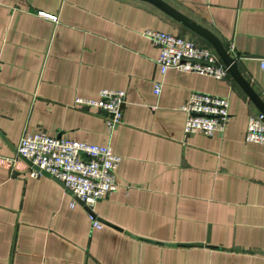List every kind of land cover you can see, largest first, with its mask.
<instances>
[{
    "label": "crops",
    "instance_id": "crops-1",
    "mask_svg": "<svg viewBox=\"0 0 264 264\" xmlns=\"http://www.w3.org/2000/svg\"><path fill=\"white\" fill-rule=\"evenodd\" d=\"M163 1L238 53L264 101V0ZM146 31L213 50L137 0H0V264H264V148L245 141L258 110L229 74L162 76ZM101 89L125 92L112 131L105 112L72 107ZM194 92L228 100L223 132L183 133ZM39 131L109 146L117 190L88 211L55 179L30 177L16 146Z\"/></svg>",
    "mask_w": 264,
    "mask_h": 264
},
{
    "label": "built area",
    "instance_id": "built-area-1",
    "mask_svg": "<svg viewBox=\"0 0 264 264\" xmlns=\"http://www.w3.org/2000/svg\"><path fill=\"white\" fill-rule=\"evenodd\" d=\"M41 16L56 21L55 16L42 14ZM144 37L159 50L156 65L162 76L169 69L216 80H223L228 76L224 65L211 49L163 32L146 31ZM260 69L264 71V60L260 62ZM161 85L158 81L154 83V95L160 94ZM124 101V91L101 89L94 99L76 98L72 107L105 112L107 129L112 131L122 121ZM228 108L226 98L191 93L186 103L180 107V111L185 114L183 133L186 136L200 134L211 137L217 132H223L229 119ZM245 141L259 144L264 148L262 114L248 118ZM16 154L28 163L30 177L48 174L60 182L88 211L92 210L97 201L117 190L115 170L120 157L113 154L109 146L50 137L39 131L22 135L16 146ZM90 220L93 228L103 227L92 215Z\"/></svg>",
    "mask_w": 264,
    "mask_h": 264
},
{
    "label": "water",
    "instance_id": "water-1",
    "mask_svg": "<svg viewBox=\"0 0 264 264\" xmlns=\"http://www.w3.org/2000/svg\"><path fill=\"white\" fill-rule=\"evenodd\" d=\"M137 1L145 2L152 5L153 7L157 8L158 10L166 14L168 17L180 23L183 27L187 28L195 35L205 40L215 51L219 60L227 70L229 76L234 80V82L238 85V87L242 90V92L246 95V97L258 110V112L264 116V101H262V99L257 95V93L253 90V88L245 80V78L240 74L237 68V63L234 57L238 58L239 57L238 53H235L233 57L231 51H229L213 33L205 29L204 27L200 26L193 20L189 19L185 15L181 14L180 12L172 8L170 5H168L165 1L163 0H137ZM42 175L45 177H50L46 173H42Z\"/></svg>",
    "mask_w": 264,
    "mask_h": 264
}]
</instances>
